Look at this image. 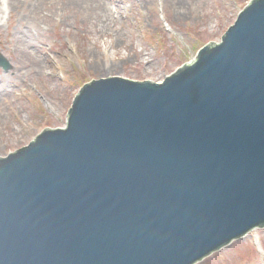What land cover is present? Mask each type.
Listing matches in <instances>:
<instances>
[{"label": "water", "instance_id": "water-1", "mask_svg": "<svg viewBox=\"0 0 264 264\" xmlns=\"http://www.w3.org/2000/svg\"><path fill=\"white\" fill-rule=\"evenodd\" d=\"M256 227L264 0L160 81L83 83L64 126L0 156V264H195Z\"/></svg>", "mask_w": 264, "mask_h": 264}, {"label": "rangeland", "instance_id": "rangeland-1", "mask_svg": "<svg viewBox=\"0 0 264 264\" xmlns=\"http://www.w3.org/2000/svg\"><path fill=\"white\" fill-rule=\"evenodd\" d=\"M247 2L0 0V53L10 63L0 68V155L63 126L90 79L161 80L204 43L219 41ZM195 264H264V227Z\"/></svg>", "mask_w": 264, "mask_h": 264}, {"label": "bare ground", "instance_id": "bare-ground-1", "mask_svg": "<svg viewBox=\"0 0 264 264\" xmlns=\"http://www.w3.org/2000/svg\"><path fill=\"white\" fill-rule=\"evenodd\" d=\"M108 19H109V18H107V17L105 16V20H104V23H103V25H105V26H107V25H108V23H107ZM102 27L104 28V26H102Z\"/></svg>", "mask_w": 264, "mask_h": 264}]
</instances>
